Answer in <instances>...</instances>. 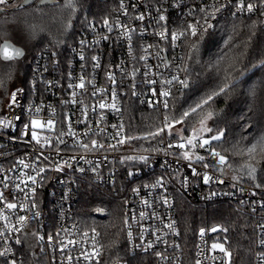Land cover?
I'll return each mask as SVG.
<instances>
[{
  "label": "built area",
  "instance_id": "built-area-1",
  "mask_svg": "<svg viewBox=\"0 0 264 264\" xmlns=\"http://www.w3.org/2000/svg\"><path fill=\"white\" fill-rule=\"evenodd\" d=\"M21 1L24 0H10L8 5H0V8L14 6ZM98 1L107 6L96 8L93 10L94 14L84 19V24L67 48L62 50L47 46L37 51L28 83L11 90L0 114V120L10 123L9 127L0 126V193L3 194V199H0V213L8 216L10 225L20 229L12 232L9 228L8 235L0 237V251L11 249L6 257H0V264H7L13 259L16 264H27L25 252H28L30 247L35 248L45 259L43 264H69L68 256L73 258L71 264H97L101 261L103 244L100 233L88 227L79 216L82 191L90 184L112 187L116 191L123 190L127 193L128 247L133 253L151 256L153 264H196L198 259L201 264H230L229 256H225L219 249H212L213 243L224 241L226 251L230 253L227 248L228 236H222L220 239L216 236L219 232L208 230L203 231V236L199 232L191 247L183 241L177 216V199L179 193H182L198 204L207 205L222 201L239 204L253 214L256 220L253 262L257 264V255L264 252V247L259 244L262 235L259 225L264 224V207H261L264 204V185L256 179L247 181L236 177L229 167L228 157L220 151L221 155L226 157L227 164L213 166L216 162L207 150L208 146L194 149L191 146L184 149L175 147L181 142V136L191 137L175 130V125L171 129L172 135H168L166 129L164 136L155 143H148V147L136 148V144L131 143V140L123 145L117 144L116 141L126 136L125 109L129 98L135 97L148 107L166 111L171 107L174 93L179 89H186L178 81H173L172 84H167L166 81L177 76L179 80H187L190 83L184 66L183 51L191 32L188 30L185 36L179 37L175 45L171 41L172 32L183 30L188 23L196 25L197 21V31L207 28L203 19L206 13L200 12L199 9L217 2L227 7L216 12L214 19L208 20L211 28L220 17L248 16L256 13L259 7L253 13L246 10L241 13L237 12L238 0H231V3L229 0H123L122 9L121 0ZM248 3L254 2L244 0L245 5ZM157 9H163L166 16V20L159 24L155 19L158 15ZM125 10L127 15L123 14ZM233 12H236V15H233ZM141 13L145 14L143 21L134 19ZM105 19L113 25L119 21L129 29H136L130 33L131 52L127 34L121 35L120 29L109 33L103 23ZM165 30L169 34L167 39L162 40L158 35H154ZM103 36H109V39L104 40ZM82 40L83 47L80 43ZM141 45L153 47L145 52ZM81 53L85 60L80 59ZM93 55L100 57V68H93ZM140 56L146 59L141 60ZM109 71L115 76V84L107 78ZM80 76L85 79V88H69L70 83H79ZM153 80L156 83H149ZM19 89L23 91H17ZM97 89L106 91H97L94 96L93 92ZM113 89L116 92L115 103L120 111L110 107L100 109V102L107 105L113 103ZM153 89L157 93L156 96L153 95ZM165 90L170 91V96H159V92ZM73 91L77 93L75 99L79 103H62L72 100ZM133 91L136 95H133ZM13 92L17 93L16 103H12ZM165 99L168 109L163 107L162 102ZM149 100L153 102L151 105ZM38 107L41 111L36 113ZM81 109L87 111V124L75 122L77 118L83 119ZM68 117H71L72 129L76 133H83L91 128L98 134L91 137L68 136ZM32 119L42 122L48 119L54 121L55 127L52 131L37 129L42 138L51 137V147H41L31 141ZM25 124L29 125L28 130L24 128ZM120 124H123V130L120 136L113 138L117 129L112 125ZM100 129H103V132H100ZM23 131H28L29 134L22 135ZM62 131L65 135L61 138L66 141L67 147L58 144ZM213 135L197 136V140ZM90 138L97 139L105 147L85 151L75 146L78 139L87 142ZM170 143L174 145L171 148L168 147ZM110 144L116 147H108ZM57 146L61 151H56ZM184 151H189L191 161L182 158ZM41 152L43 156H40ZM196 155L205 157L204 163L210 166L205 168L202 163H197ZM129 156H145L148 160L145 163L139 159H125ZM21 159L30 167L24 168L19 163ZM58 165L62 170H56ZM40 167L45 168V172L37 175ZM192 168L200 175H194ZM129 172L134 175L129 177ZM204 173L212 177L207 184L202 178ZM26 176H36L37 183L33 185L30 180L26 181V187L25 183H21ZM161 178L163 186L157 184L152 187ZM221 180L223 183L218 182ZM256 184L262 186L257 188ZM32 188H35L34 194L31 192ZM165 198L167 204L164 203ZM33 201L35 207L31 206ZM7 203H16L18 207L7 209ZM21 204L25 207L20 208ZM34 213L39 215L34 216ZM21 215L28 218L23 227L16 223ZM5 223L0 219V231L4 230ZM168 225L172 227L169 228ZM49 235L53 236L51 242L48 240ZM17 238L21 243L15 242ZM29 240L32 244H29ZM158 252L162 257L156 255ZM85 254L88 259L84 258Z\"/></svg>",
  "mask_w": 264,
  "mask_h": 264
},
{
  "label": "trees",
  "instance_id": "trees-1",
  "mask_svg": "<svg viewBox=\"0 0 264 264\" xmlns=\"http://www.w3.org/2000/svg\"><path fill=\"white\" fill-rule=\"evenodd\" d=\"M259 4L260 0H251ZM23 1L14 6L0 8V44L11 40L25 49L21 58L5 61L0 57V114L11 90L26 85L38 50L50 46L64 49L74 39L84 19L94 14L96 8L107 4L98 0H76L75 10L65 7V0H33L23 7ZM259 8L248 16H223L207 31H197L184 46V66L190 77L189 87L179 89L173 95L171 107L161 109L146 106L139 99L129 98L125 109L126 136L144 137L163 125V118H180L183 111L194 106L213 91L228 85L225 93L217 96L202 111L190 115L179 124L184 136H192L199 130L200 121L208 112L205 128L197 136L213 135L223 130L220 141L213 147L229 159V167L236 177L246 164L257 169L256 180L264 185V153L259 149L249 157L238 155L264 137V15ZM71 23V27L68 24ZM164 136L155 139H132L136 148L148 147ZM147 145V146H144ZM253 179V178H252ZM254 180V179H253ZM127 193L112 187L87 185L80 198L79 216L91 228L96 229L103 244V257L97 264H153L152 257L133 253L128 247L126 233ZM104 211V214H99ZM177 216L183 241L193 245L199 232L212 230L229 237L230 264H254L256 244L255 217L236 203L222 201L198 204L179 193ZM27 264H43L45 259L35 248L25 252Z\"/></svg>",
  "mask_w": 264,
  "mask_h": 264
},
{
  "label": "snow or ice",
  "instance_id": "snow-or-ice-1",
  "mask_svg": "<svg viewBox=\"0 0 264 264\" xmlns=\"http://www.w3.org/2000/svg\"><path fill=\"white\" fill-rule=\"evenodd\" d=\"M28 2H29V0H24V3H28ZM43 2H44V0H41V3H43ZM75 2H76V0H65V7L71 8L74 11L75 10ZM9 3H10V0H0V5H8ZM229 3H231V0H229ZM20 7H23V5H20ZM225 7H227V5L220 4L219 2H217V3H214L212 5L207 6L206 8H200L199 9L200 12L206 13V15L203 17V19H204L205 24H207V28H211L212 27V25L208 23V20L209 19H214L215 18V13L219 12L222 8H225ZM258 7L261 8V9H264V0H260L259 4L248 3L247 5L244 4V0H238L237 12H241L242 13V12H244L246 10L248 13H253L254 11H256V9ZM121 8L123 9V0H121ZM209 9H211V11H209ZM191 11L192 10H190V14H191ZM157 13H158V15L155 17L157 24H159L161 21H165L166 20V16L163 14V9H157ZM123 14L127 15V11L125 10ZM261 14L264 15V11H262ZM233 15H236V12H233ZM134 19L143 21L145 19V14L141 13L140 15L134 17ZM103 23H104V26L107 28V31L109 33H112L113 31H116L117 29H120V30H122L121 31V35L127 34L126 38L128 40V48H129V52H131L132 51V36L130 35V33L136 31V29H129V28H127L126 25L121 24L119 21H117V23L115 25H113L107 19H105L103 21ZM198 25H199V21L196 22V25L188 23L183 30H180L178 32L177 31L172 32L170 35H171V41L173 42V45H175V41L179 37L185 36L187 34L188 30H190L192 36H197V26ZM68 27L69 28L71 27V23L68 24ZM207 28H204L203 31H207ZM154 35H158L162 40H164V39L168 38L169 34L165 30V31L156 32V33H154ZM119 38L120 37L118 36L117 39H119ZM102 39L108 40L109 36H103ZM80 43H81V46L83 47L84 41L82 40ZM97 43H98V41H97ZM151 47H153V45H147V46L141 45V49L143 51H145V52ZM162 51H163V49H162ZM23 55H24V52L20 48L14 47L8 41H4L2 44H0V56H2L5 61H11L13 59L22 57ZM53 55H55V53H53ZM80 59L81 60H85V56L83 55V53L80 54ZM139 59L144 60V59H146V57L140 56ZM91 60L93 61V68L94 69L100 68V66H101L100 65V57L98 55H93L91 57ZM134 74L135 73H133V75ZM107 78L113 84L116 83L115 76L113 75V73L111 71H109L107 73ZM173 81H178L185 88L189 87V83H188L187 80H179V78L177 76H173L172 79L171 80H167L166 83L167 84H172ZM149 83H153L154 84V83H156V81H154V80L153 81H149ZM68 87L69 88L84 89L85 88V79H84V77L80 76L78 84L73 85V84L70 83L68 85ZM133 87H135V85H133ZM228 87H229L228 85L220 87L218 91H213L211 94H208L206 96V98L200 99L198 102H196L194 104V106H190L189 109L183 111V113L181 114L179 119H177L175 117H172L171 118V122H169V117L166 115L164 117L163 126L159 127L155 131H149L144 137L125 136V137H122V138L118 139L116 141V143L119 144V145H123L125 142L130 141L132 139H148V138L155 139L157 136H160L162 133H164L166 129L168 130V135H172L171 129L174 127L175 124H181L190 115L196 114L198 111H202L205 106L210 105V103L214 100L215 97L225 93V91H226V89ZM17 91H21L22 92L23 90L19 89ZM97 91L100 92V93H103L106 90L105 89H97L96 91L93 92L94 96L96 95ZM16 95H17L16 92L12 93V103H16ZM76 95H77V93L75 91H73L71 93L72 100L71 101H63L62 103H69V102H71L73 104L79 103L75 99ZM133 95H136L135 91H133ZM153 95L154 96L157 95L155 89H153ZM159 96L168 97V96H170V91H167V90L161 91V92H159ZM112 100H113V103L111 105H107L104 102H100L99 103V108L100 109H104L106 107H110L111 109L119 112L120 109L117 107V105L115 103V100H116L115 89L112 90ZM148 103L151 105L153 102L151 100H149ZM157 103H160V101H157ZM162 103H163L164 109H168L167 100L165 99ZM92 110H93V112H95V107H93ZM35 111H36V113H39L41 111V109L38 107V108H36ZM81 115L83 116V119L77 118V120L75 122L76 123H85V124H87V111H86V109H81ZM212 115H213L212 112H208L207 115L205 116V118L200 121V125H201L200 129L197 130V129L194 128L193 129V135L191 137L184 138V137L181 136V142L176 144L175 147H179L181 149H184V148H186V146H191L194 149L196 147L204 148L205 146H208L207 150L211 153L212 158L216 162L215 165H213V166H223V165L227 164L226 157L221 155V153L219 151H216V149L212 146V141H220L221 140V138L224 135L223 130H221L219 133L211 136L210 138L197 140L198 131H200V132H203V131L211 132L212 131V129L204 127L205 120L206 119H210L212 117ZM17 119H19V118L17 117ZM101 119H103V116H101ZM0 126L9 127L10 123L7 122V121L0 120ZM54 127H55V125H54V121L52 119H48L47 121H44V122H42V121H40L38 119H32L31 122H30V139H31V141H34L37 145H40L41 147H45V146L51 147L52 146L51 137L44 136L42 138L41 135L37 132V129H40L41 131H43L45 129H47L49 131H52V130H54ZM112 127L114 129H117V131L115 133V136L113 138H115L116 136H120V133L123 130V124L112 125ZM24 128H25V130H28L29 129V125L25 124ZM99 131L103 132V129H100ZM28 134H29L28 131H23L22 132V135L26 136ZM66 134L68 136H71V137H77V136L91 137V136L97 135L98 133H94L91 128H88L83 133H76L72 129L71 117H68V132ZM64 135H65V133L63 131L59 134L58 144H64L67 147L66 141H64L61 138ZM75 146H78L79 148H82L85 151H94V150H96L98 148H104L105 147V145L103 143L99 142L97 139H94V138H90L87 142H84L83 140H79L78 139L76 141V145ZM173 146L174 145H172L171 143L168 145L169 148H171ZM108 147L115 148L116 145L110 144V145H108ZM258 149H259L260 152L264 153V137L259 138L255 143L251 144L250 146H247L246 148L238 149L237 154L238 155L247 154L249 157H253V155L257 152ZM56 151L59 152V151H61V149H59V147L57 146L56 147ZM40 156H43L42 152L40 153ZM182 158L185 159V160L191 161L192 156L190 155L189 151H184L182 153ZM37 159H39V156L37 157ZM44 159H50V157H44ZM72 159H75V157H72ZM125 159H127V160L139 159V160H142V161H144L146 163L147 160H148V157H145V156H140V157L129 156V157H126ZM195 159H196L197 163H202L203 167H205V168H208L210 166L208 163H204L205 157H203V156L196 155ZM19 163L22 164L24 166V168H29L30 167V165L24 163L23 159H21L19 161ZM65 163H67V162L65 161ZM245 168H246V171H247V175L249 177L253 178V179H256V174H257L256 167L253 166L251 163H249V164L245 165ZM56 170L59 171V170H62V169L58 165ZM80 171H83V169H80ZM221 171H222V168H221ZM43 172H45V168L40 167L37 170V175H40ZM192 172H193L194 175H200V173L196 172L195 168H192ZM128 175H129V177H131V176L134 175V173L129 172ZM202 178H203L204 183H206V184L209 183L210 180L212 179V177H210L207 173H204ZM233 179L235 180L236 177H233ZM29 180L32 182L33 185H35L37 183L36 176H26V179L25 180H21V183H25V186L27 187L26 181H29ZM218 182L223 183L222 180L218 181ZM157 184L160 185V186H163L162 178H161V180H158L156 182V184H153L152 187H156ZM255 186L257 188H259L262 185L256 184ZM5 187H7V184H5ZM17 188H19V185H17ZM21 191H23V190L21 189ZM31 192L34 194L35 193V188H32ZM0 199H3V194L2 193H0ZM164 203L165 204L168 203L166 198L164 199ZM31 206L32 207L36 206L34 201L32 202ZM6 207H7V209H16L18 207V205L16 203H7ZM19 207L20 208H24L25 206L23 204H21V205H19ZM261 207H264V204H262ZM33 215L34 216H38L39 213H34ZM141 216L143 217V213H141ZM0 219L4 220L6 222L5 225H4V230L0 231V237L7 236L9 228L11 229L12 232H16V231L20 230L19 228H16L15 226H12V225H10L8 223V221H9L8 216H5L2 213H0ZM27 219L28 218L26 216L21 215V216L18 217L16 223L19 224L21 227H23L25 225ZM168 227L171 228L172 225H168ZM259 227L262 230V235H261V238L259 240V244H260V246L264 247V224L259 225ZM212 231L215 232V231H217V229L213 228ZM203 234H204V232H203V229H202L201 230V236H203ZM57 235H58V233H57ZM129 235H131V233H129ZM40 239L42 240L43 237H40ZM48 240L51 242L53 240V236L49 235L48 236ZM15 242L17 244L21 243L19 238H17ZM69 243H72V241H69ZM150 246L151 245H149V247ZM212 249L213 250L219 249V251L221 253H224L225 256H229L230 257V255H231L230 253H228L226 251V249L224 248V245L220 244V243H213L212 244ZM62 250L63 249H61V251ZM10 251H11L10 248H5L4 251H0V257H6ZM156 255L162 257V254L159 253V252L156 253ZM84 258L88 259V255L85 254ZM67 259L69 261V264H71V261H72L73 258L71 256H68ZM7 264H16V260L15 259L10 260V261L7 262ZM196 264H201V261L198 259L196 261ZM257 264H264V252H262V253L257 255Z\"/></svg>",
  "mask_w": 264,
  "mask_h": 264
},
{
  "label": "rangeland",
  "instance_id": "rangeland-1",
  "mask_svg": "<svg viewBox=\"0 0 264 264\" xmlns=\"http://www.w3.org/2000/svg\"><path fill=\"white\" fill-rule=\"evenodd\" d=\"M16 87V86H15ZM175 130H177V131H182V128L180 127V125L179 124H175ZM219 133V132H218ZM239 174L242 176V177H247V178H250V179H252L251 177H249L248 175H247V171H246V168H245V166L243 167V168H241V170H240V172H239ZM216 229H218V227H215ZM218 233V232H217ZM218 238H220L221 239V237L223 236L221 233H219V234H217L216 235ZM30 241V240H29ZM217 243H220V244H223L224 245V248L226 249V244H225V242L224 241H220V242H217ZM28 244V243H27ZM29 244H32V242L30 241L29 242Z\"/></svg>",
  "mask_w": 264,
  "mask_h": 264
},
{
  "label": "water",
  "instance_id": "water-1",
  "mask_svg": "<svg viewBox=\"0 0 264 264\" xmlns=\"http://www.w3.org/2000/svg\"><path fill=\"white\" fill-rule=\"evenodd\" d=\"M33 0H29V2H32ZM49 0H44V2L43 3H46V2H48ZM28 2V3H29ZM25 4H27V3H24V1H23V5H25ZM4 41H8L10 44H12L14 47H17V48H20L23 52H24V54H25V49L23 48V47H21L20 45H17V44H15L13 41H11V40H4ZM4 41H2V43L4 42ZM1 43V44H2ZM24 56V55H23ZM22 56V57H23ZM2 59H3V57L2 56H0ZM19 58H21V57H19ZM4 60V59H3ZM105 212L104 211H99V214H104Z\"/></svg>",
  "mask_w": 264,
  "mask_h": 264
}]
</instances>
